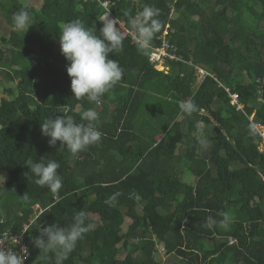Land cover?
Listing matches in <instances>:
<instances>
[{"label":"trees","instance_id":"16d2710c","mask_svg":"<svg viewBox=\"0 0 264 264\" xmlns=\"http://www.w3.org/2000/svg\"><path fill=\"white\" fill-rule=\"evenodd\" d=\"M111 1L129 28V17L145 6L157 9L161 29L150 47L162 45L168 25L166 39L185 61L158 70L150 49L125 36L123 50L110 53L122 80L97 106L73 96L58 45L76 19L100 35V2L42 0L36 8L0 0L9 26L0 27V77L10 83L0 101V236L27 223L37 237L41 227L67 228L85 211L94 229L64 264H161L157 240L180 257L175 264H264V152L252 131L264 125V0ZM28 5L33 25L13 30V15ZM188 61L208 72L203 80ZM225 88L239 94L243 110ZM187 100L197 105L191 115L178 106ZM89 109L98 113V143L75 158L59 142L49 145L41 133L46 119L86 124L81 114ZM201 130L206 150L197 141ZM29 160L58 162L62 188L35 184ZM116 193L113 206L105 203ZM221 212L234 217L228 230L204 226ZM31 251L28 264H55L52 254Z\"/></svg>","mask_w":264,"mask_h":264},{"label":"clouds","instance_id":"9594fccd","mask_svg":"<svg viewBox=\"0 0 264 264\" xmlns=\"http://www.w3.org/2000/svg\"><path fill=\"white\" fill-rule=\"evenodd\" d=\"M28 7L31 5L22 8L13 15V30L27 32L33 25V16L27 10ZM158 16L157 9L145 6L134 17H129L131 33L138 49L142 52H147L150 49L155 34L161 29ZM99 21L103 24L99 30V36L86 28L79 19L66 23L60 34L61 52L69 62L67 73L71 78L73 96L78 99L86 97L89 102H93L97 106L102 103L105 94L109 93L122 80L123 69L116 60L110 58V53L123 50V41L126 38L124 27L117 18H111L108 13L100 16ZM118 23L119 28L117 27ZM166 29L168 30V28ZM192 64L194 65L193 62ZM167 68L165 71L169 70L168 66ZM197 73L200 77L199 72ZM207 74L206 71L200 81ZM178 106L181 112L187 115L197 111V105L190 100L181 101ZM98 118V113L93 109L86 110L81 114V120L87 121L86 124L77 123L71 116L65 115L48 118L41 124V133L50 138L48 141L50 146L55 147L59 142V145L66 147L75 158L79 153L86 151L101 140L102 132L94 124ZM196 127L198 130L201 129L199 124ZM197 141L201 149H207L208 139L203 130L200 131ZM26 165L35 177V184L49 188L52 193H57L62 188V177L57 171L60 165L55 160H49L47 163L29 160ZM28 178L30 179L29 176ZM118 196L119 193L109 196L105 203L113 206ZM24 199L27 200L26 195H24ZM218 215L221 217L219 220L209 216L204 226L210 230L215 227L228 230L234 217L228 212H221ZM94 226L87 212L78 211L73 217V222L67 228L54 225L41 227L32 246L52 254L55 264H64L76 249L77 243L84 238L86 233L93 230ZM233 242L235 239L230 237V243ZM158 246L157 242L156 248ZM162 246L163 253L173 254L167 252L164 242H162ZM26 259L27 254L20 256L13 248L0 246V264H24Z\"/></svg>","mask_w":264,"mask_h":264},{"label":"built area","instance_id":"2783aa9c","mask_svg":"<svg viewBox=\"0 0 264 264\" xmlns=\"http://www.w3.org/2000/svg\"><path fill=\"white\" fill-rule=\"evenodd\" d=\"M100 2L102 7L104 8V12L102 15H106L109 13L111 18H117L120 21V24L124 27V35L131 36L133 38V34L131 33L130 28L126 25L125 21L121 18H118L113 12V6L115 5L114 1L111 0H96ZM138 2L139 0H134ZM101 15V16H102ZM168 26V25H167ZM119 28V23L117 24ZM169 27V26H168ZM167 27V28H168ZM168 30L166 29L162 35L164 41L160 47L153 48L150 47L148 58L149 61L154 65V67L158 70H166L168 61H185L182 56L178 53L177 46L171 44L167 39L166 35ZM192 64V61H189ZM200 74V78L206 74V71L195 66ZM221 86H223L221 84ZM231 97V103L236 106L238 110H243V104L240 101L239 94L232 92L229 88H225ZM254 133L258 134L261 138L259 149L261 152H264V125L260 123H255L253 125ZM35 236L30 232V224H23L21 229L16 232L12 229H8L2 233L0 236V246L3 247H11L14 251L17 252L20 256H25L27 254V259L24 261V264H28L29 258L31 257V246L33 244Z\"/></svg>","mask_w":264,"mask_h":264},{"label":"rangeland","instance_id":"374dc122","mask_svg":"<svg viewBox=\"0 0 264 264\" xmlns=\"http://www.w3.org/2000/svg\"><path fill=\"white\" fill-rule=\"evenodd\" d=\"M19 4H23V5H27L29 3L33 4L35 7L40 8V6L42 5V0H18ZM1 26H6V20L4 19L3 13L0 9V27ZM168 27V26H167ZM4 28V27H2ZM7 28V26H6ZM6 28L3 29V31H8ZM61 46V44L59 43L58 48ZM57 48V49H58ZM168 69V68H167ZM166 69V70H167ZM197 82H200V77H198ZM10 85V83L6 80H3L2 77H0V100L3 96H5L6 94L3 91V87ZM99 120V119H98ZM184 149V145H178V151L183 150ZM34 207L36 208L37 206L34 205ZM130 219H127L123 229H126L127 225L129 224ZM156 238V237H155ZM157 240V239H156ZM158 247L156 248V252H155V256L156 258L160 261L161 264H175L177 262H179L181 259L179 256L172 254V255H168L167 253H163L162 249V242L158 241Z\"/></svg>","mask_w":264,"mask_h":264},{"label":"crops","instance_id":"0c3cea01","mask_svg":"<svg viewBox=\"0 0 264 264\" xmlns=\"http://www.w3.org/2000/svg\"><path fill=\"white\" fill-rule=\"evenodd\" d=\"M30 4H31V3H30ZM32 5H33V4H32ZM40 7H41V6H40ZM36 8H37V7H36ZM6 26H7V28L9 27V26L7 25V23H6ZM6 26H1V28H2V27L6 28ZM4 28H3V29H4ZM7 28H6V29H7ZM0 101H1V100H0Z\"/></svg>","mask_w":264,"mask_h":264}]
</instances>
